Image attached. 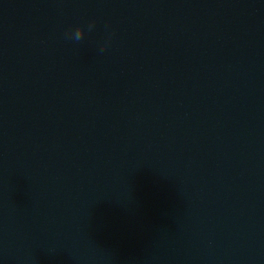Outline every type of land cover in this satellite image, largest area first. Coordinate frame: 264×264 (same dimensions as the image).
I'll return each instance as SVG.
<instances>
[{
    "label": "clouds",
    "instance_id": "9594fccd",
    "mask_svg": "<svg viewBox=\"0 0 264 264\" xmlns=\"http://www.w3.org/2000/svg\"><path fill=\"white\" fill-rule=\"evenodd\" d=\"M94 26V22L89 24V29H91ZM70 38L75 39L76 41H80L83 38L84 35V29L83 27H77L74 29V31H71L68 33Z\"/></svg>",
    "mask_w": 264,
    "mask_h": 264
}]
</instances>
